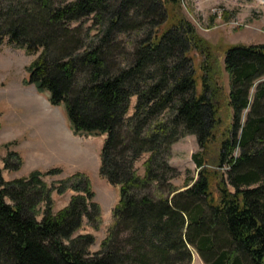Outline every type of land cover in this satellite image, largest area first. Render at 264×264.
<instances>
[{
	"label": "trees",
	"instance_id": "trees-1",
	"mask_svg": "<svg viewBox=\"0 0 264 264\" xmlns=\"http://www.w3.org/2000/svg\"><path fill=\"white\" fill-rule=\"evenodd\" d=\"M133 31L143 35L126 53L121 35ZM3 43L37 56L27 84L64 107L75 134L105 136L99 174L119 200L91 253L94 236L77 234L84 220L100 226L85 176L54 189L40 172L7 182L0 170V264H191L192 250L203 264H264V45L228 46L218 58L180 0H0ZM185 135L196 138L198 173L178 189L168 156ZM8 159L5 169H19ZM68 189L76 195L54 213L52 191Z\"/></svg>",
	"mask_w": 264,
	"mask_h": 264
},
{
	"label": "rangeland",
	"instance_id": "rangeland-1",
	"mask_svg": "<svg viewBox=\"0 0 264 264\" xmlns=\"http://www.w3.org/2000/svg\"><path fill=\"white\" fill-rule=\"evenodd\" d=\"M180 7L184 18L213 47L220 59L223 57L222 51L228 46L264 45V0H180ZM83 21V28L92 24L91 18ZM77 25L79 23L71 24L72 28ZM93 34H96L95 30L91 36ZM142 35L140 31L121 35L124 51L133 52ZM88 46L89 39L85 42V48ZM191 55L195 63L201 60L198 53L193 51ZM36 57L7 43L0 46V170L7 182L26 178L35 171L40 172L43 174L42 181L54 189L76 174L85 176L94 193L93 202L99 207L100 226L94 230L84 220L77 234L94 236L95 243L90 247V252L95 253L114 223L113 209L110 210V207L113 204L116 206L119 197L116 186L99 174L100 151L105 136L75 134L64 108L52 105L47 93L39 92L34 85L27 84L28 68ZM127 59L118 56L114 62L124 65ZM261 81H264V77ZM222 82L228 92V76L225 73ZM257 84L250 90V100ZM135 104L136 97H132L127 117L134 113ZM246 113L247 110L243 113L244 119ZM198 151L193 135H185L171 146L168 164L176 172L171 179V184L176 188L184 189L187 181L191 180V183L196 180L198 170L192 156ZM10 154L13 157L8 159ZM147 158L148 154H144L133 164V171L139 177L144 176L143 164ZM6 159L11 166L18 162H21V166L17 170L5 169ZM51 170H57L58 173L46 175ZM74 195L76 193L69 189L61 194L52 191L53 212L66 208ZM43 209V205H40L39 211ZM37 219L41 220V216ZM191 264H203L194 250Z\"/></svg>",
	"mask_w": 264,
	"mask_h": 264
},
{
	"label": "crops",
	"instance_id": "crops-1",
	"mask_svg": "<svg viewBox=\"0 0 264 264\" xmlns=\"http://www.w3.org/2000/svg\"><path fill=\"white\" fill-rule=\"evenodd\" d=\"M116 190H117V188H116ZM113 207H114V204L110 207V210H112L113 209Z\"/></svg>",
	"mask_w": 264,
	"mask_h": 264
}]
</instances>
